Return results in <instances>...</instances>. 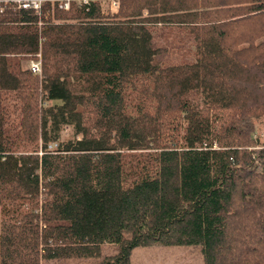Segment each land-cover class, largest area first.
I'll return each mask as SVG.
<instances>
[{
    "label": "trees",
    "instance_id": "16d2710c",
    "mask_svg": "<svg viewBox=\"0 0 264 264\" xmlns=\"http://www.w3.org/2000/svg\"><path fill=\"white\" fill-rule=\"evenodd\" d=\"M263 118L264 0L7 7L0 264H131L157 244L264 264Z\"/></svg>",
    "mask_w": 264,
    "mask_h": 264
},
{
    "label": "rangeland",
    "instance_id": "374dc122",
    "mask_svg": "<svg viewBox=\"0 0 264 264\" xmlns=\"http://www.w3.org/2000/svg\"><path fill=\"white\" fill-rule=\"evenodd\" d=\"M105 14L112 13L108 3H103L101 6ZM39 60L41 57L30 58L27 61H23L22 67L24 70H29L32 61ZM41 75V74H40ZM60 102H51L48 105H60ZM260 143L264 145V118L257 122V133ZM76 137L74 135V130L72 127L64 128L61 134V143H65L74 140ZM80 139V137H77ZM56 145L50 147V149L55 148ZM0 229H1V215H0ZM204 258L199 246H173L166 247L163 245H154L147 248H137L134 250L131 257V264H203Z\"/></svg>",
    "mask_w": 264,
    "mask_h": 264
},
{
    "label": "built area",
    "instance_id": "2783aa9c",
    "mask_svg": "<svg viewBox=\"0 0 264 264\" xmlns=\"http://www.w3.org/2000/svg\"><path fill=\"white\" fill-rule=\"evenodd\" d=\"M122 1L123 0H0V13H3L7 7H11L24 12H32L39 16L43 12L44 6L47 4H51L60 11L68 12L73 7L78 9H90L95 3H99L101 6L103 3H108L111 12L116 13ZM29 71L34 75H40L42 73L41 61H32Z\"/></svg>",
    "mask_w": 264,
    "mask_h": 264
}]
</instances>
